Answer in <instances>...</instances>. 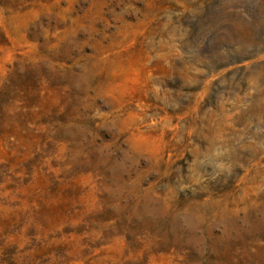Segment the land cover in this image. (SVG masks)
Masks as SVG:
<instances>
[{
    "label": "rangeland",
    "instance_id": "374dc122",
    "mask_svg": "<svg viewBox=\"0 0 264 264\" xmlns=\"http://www.w3.org/2000/svg\"><path fill=\"white\" fill-rule=\"evenodd\" d=\"M0 264H264V0H0Z\"/></svg>",
    "mask_w": 264,
    "mask_h": 264
}]
</instances>
